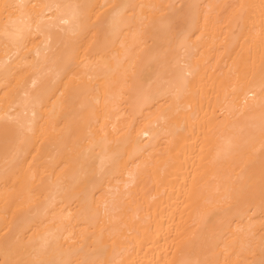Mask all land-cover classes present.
I'll list each match as a JSON object with an SVG mask.
<instances>
[{
  "label": "bare ground",
  "instance_id": "obj_1",
  "mask_svg": "<svg viewBox=\"0 0 264 264\" xmlns=\"http://www.w3.org/2000/svg\"><path fill=\"white\" fill-rule=\"evenodd\" d=\"M0 264H264V0H0Z\"/></svg>",
  "mask_w": 264,
  "mask_h": 264
}]
</instances>
